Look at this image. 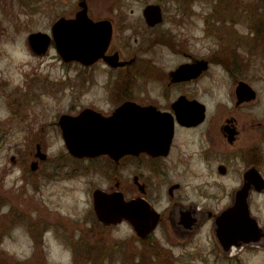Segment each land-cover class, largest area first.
<instances>
[{"label": "rangeland", "instance_id": "obj_1", "mask_svg": "<svg viewBox=\"0 0 264 264\" xmlns=\"http://www.w3.org/2000/svg\"><path fill=\"white\" fill-rule=\"evenodd\" d=\"M250 1L239 0V8H227L223 0H86L93 18L115 14V8L127 11L129 25L125 28L117 25L112 41L127 57L135 54L137 61L130 69V77L123 74L118 78L117 73H111L103 64L84 68L79 63L63 62L53 44L41 56L29 49L27 36L36 31L50 34L53 22L67 16L72 7H77L78 0H0V232L4 235L0 252L3 255L15 261L44 259L45 264H184L178 246H172L169 252L146 251L127 223L105 227L96 221L91 210L92 187L97 184L106 188L113 181L104 174L87 178L84 173L87 162L71 157L59 132L48 124L56 121L62 112L76 113L91 103L108 109L107 86L117 79L131 80L130 84L136 86V96L138 91H143L144 96L151 91L156 97L163 83L151 82L141 75L145 72L142 62L150 60L159 69L168 71L183 59L162 44L152 45L164 34L178 38L186 52L196 56L207 57L216 52L238 54L246 63L243 68L264 76V51L252 47L250 25L259 14L257 8H247ZM151 3L160 4L165 14L163 23L154 29L142 21V9ZM129 8L133 13L128 12ZM221 69L217 62L201 82L202 100L209 105L229 99L228 81L216 75ZM40 125L47 132L51 158L48 164L53 167L54 175L52 180L42 182L38 192L36 172L31 170L28 152L35 150ZM12 156L18 159L17 163L11 161ZM190 166L189 172L180 164L170 166L167 179L192 184L202 180L196 163ZM104 169L105 173L109 172L108 166ZM124 169L126 182L130 166ZM165 233V230L157 232L155 239L167 247L170 244ZM83 247L88 249V255L85 250L82 252ZM187 264L202 263L188 260Z\"/></svg>", "mask_w": 264, "mask_h": 264}, {"label": "flooded vegetation", "instance_id": "obj_2", "mask_svg": "<svg viewBox=\"0 0 264 264\" xmlns=\"http://www.w3.org/2000/svg\"><path fill=\"white\" fill-rule=\"evenodd\" d=\"M72 8L65 17L75 16L78 5ZM122 9L115 8V14L98 19L107 18L112 24V39L105 54L116 53L119 62L131 60L129 63L113 67L103 60L91 65L61 60L65 63H79L84 68L103 64L111 73H117L118 78L123 74L130 77V69L135 65L137 57L135 54L127 57L121 47L112 41L117 25L120 28L129 25L127 11ZM143 9L142 21L146 27L154 29L163 23V8L162 21L154 26L147 25ZM128 12L133 13V10L129 8ZM88 14L93 20H98L89 11ZM157 43L181 55L183 59L168 71L159 69L150 60L142 62L145 72L142 71L141 75H145L151 82L163 83L156 97L151 95V91H147L148 95L145 96L143 91H138L136 96V86L130 84L131 80L124 82L117 79L107 86L110 98L108 109L91 103L81 110L93 109L108 117L126 101L140 106H154L168 113L172 119V137L167 153L152 156L141 152L125 155L117 162L107 156L83 159L70 156L87 162L84 171L87 178L93 174H104L113 181L112 186L106 188L93 185L91 197L96 188L107 192L116 190L122 192L127 200L142 198L158 213V222L149 236L141 238L132 230L146 251L161 249L169 252L172 246H178L184 264L188 260H198L202 264H264V85L260 84L264 82V76L258 71L252 74L249 69L243 68L246 66L244 59L232 52L229 55L216 52L207 57L196 56L186 52L183 42L170 34L157 38L152 45ZM225 58L226 61L223 60ZM201 60L207 62L205 70L191 71L183 79L171 76V72L180 65H193ZM217 62L222 69L216 75L228 81L229 99L209 105L202 100L201 82ZM240 82L248 85L247 94L236 93ZM180 99L175 108L174 104ZM80 111L62 112L56 121L48 125L58 131L62 138L59 117L62 114L76 115ZM129 113L123 111L124 115ZM177 114L180 119H177ZM49 148L47 132L40 125L36 132L35 150L28 152L30 162H35L38 192L42 182L52 180L54 175L53 167L48 164L51 161ZM11 161L17 163L18 159L12 156ZM192 162L196 163L198 177L201 176L202 180L192 184L167 179L170 166L180 164L184 171L189 172L192 170ZM104 163L109 167L108 173H105ZM127 165L130 166V172L124 182L123 172ZM163 230L170 244L167 247L155 239L156 233Z\"/></svg>", "mask_w": 264, "mask_h": 264}, {"label": "water", "instance_id": "obj_3", "mask_svg": "<svg viewBox=\"0 0 264 264\" xmlns=\"http://www.w3.org/2000/svg\"><path fill=\"white\" fill-rule=\"evenodd\" d=\"M77 5L79 9L75 16L58 17L51 26L50 34L36 31L27 36L31 52L37 56L44 55L53 44L65 62L91 65L103 60L113 67L129 63L131 60L119 62L116 53L105 54L112 39L111 21L107 18L93 20L88 14L86 0H78ZM161 8L157 3L144 7L143 16L147 25L154 26L162 21ZM206 68L205 60L193 65L183 64L171 72V76L183 79L191 71ZM247 86L240 82L236 93L247 94ZM180 101L174 104L175 108ZM124 110L131 113L124 115ZM177 119H180L178 114ZM58 125L68 153L81 159L107 156L117 162L125 155L141 152L152 156L165 155L172 137V119L168 113L154 106H140L131 101L124 102L108 117L89 108L76 115L62 114ZM31 170H35V162H32ZM91 199L92 213L99 224L110 227L126 221L141 238L152 233L159 219L158 213L145 200H127L120 191L107 192L96 188Z\"/></svg>", "mask_w": 264, "mask_h": 264}, {"label": "trees", "instance_id": "obj_4", "mask_svg": "<svg viewBox=\"0 0 264 264\" xmlns=\"http://www.w3.org/2000/svg\"><path fill=\"white\" fill-rule=\"evenodd\" d=\"M222 3V1H220ZM223 4L226 5L227 8H239V0H223ZM235 5V6H234ZM234 6V7H233ZM247 8H257L259 17L251 21V33H252V39H253V48L257 49L261 47L264 51V0H251L247 4ZM10 216V214H5V217ZM3 233L0 232V244L3 240ZM41 241V240H40ZM84 248V247H83ZM85 250V255H88L89 251L88 249H82ZM0 264H45L44 259H33V260H23V261H15L11 260L5 255H3L2 252H0Z\"/></svg>", "mask_w": 264, "mask_h": 264}]
</instances>
